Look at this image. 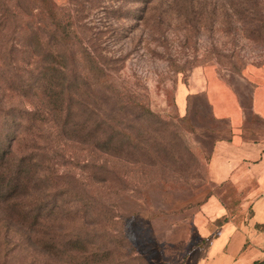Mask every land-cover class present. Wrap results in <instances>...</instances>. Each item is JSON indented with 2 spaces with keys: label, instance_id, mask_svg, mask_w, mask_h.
<instances>
[{
  "label": "rangeland",
  "instance_id": "1",
  "mask_svg": "<svg viewBox=\"0 0 264 264\" xmlns=\"http://www.w3.org/2000/svg\"><path fill=\"white\" fill-rule=\"evenodd\" d=\"M50 9L73 31L60 52L102 70L88 71L90 87L73 101L75 137L49 156L55 172L32 189L39 200L22 203L31 216L45 206L37 226L10 218L0 200V264H193L207 243L193 222L214 193L212 148L230 137L193 75H218L235 91L246 138L262 130L245 79L264 64V0H0L6 163L26 154L28 39L37 31L51 42Z\"/></svg>",
  "mask_w": 264,
  "mask_h": 264
},
{
  "label": "crops",
  "instance_id": "2",
  "mask_svg": "<svg viewBox=\"0 0 264 264\" xmlns=\"http://www.w3.org/2000/svg\"><path fill=\"white\" fill-rule=\"evenodd\" d=\"M245 82L251 115L263 126L248 138L235 91L218 75H193V88L204 94L212 118L230 128V137L212 148L208 174L214 193L193 222L207 243L193 264H264V64L248 69ZM179 95L182 102L187 94L181 89Z\"/></svg>",
  "mask_w": 264,
  "mask_h": 264
},
{
  "label": "trees",
  "instance_id": "3",
  "mask_svg": "<svg viewBox=\"0 0 264 264\" xmlns=\"http://www.w3.org/2000/svg\"><path fill=\"white\" fill-rule=\"evenodd\" d=\"M48 17L51 27L53 26L50 35L51 42L42 43L37 31H31L28 39L30 48L34 46L33 49L31 48V56L34 59L26 83L31 107L24 113L27 135L26 154L19 160L6 163L5 158L11 154V148L9 146L6 149L0 148L2 209L6 210L10 218H18L17 221L23 226H28V220H30L28 229L31 230L33 228L30 227L37 226V221L45 206L37 205L36 215L31 216V212L35 209L25 210L26 206H22V203L31 196H33L32 200H39L32 193V189H37L41 179H45L44 173L53 174L55 172L54 165L50 164L49 156L56 155L55 147H60L62 141L67 142L72 136L75 137V131L71 128L73 122L70 120L73 101L79 95L78 91L89 89L88 71L102 70L98 67L99 64L97 66L94 63L93 68L90 66L86 72V65L80 67L73 59L66 58L65 52L59 50V43L67 47L72 43L73 31L71 25L68 24L69 20L63 21L55 9H50ZM95 78L103 79L104 76ZM47 178L52 179L51 175Z\"/></svg>",
  "mask_w": 264,
  "mask_h": 264
}]
</instances>
